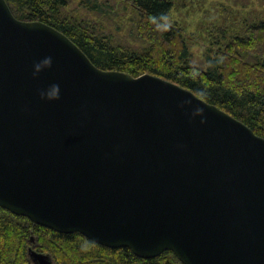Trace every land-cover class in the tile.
<instances>
[{"label":"water","instance_id":"1","mask_svg":"<svg viewBox=\"0 0 264 264\" xmlns=\"http://www.w3.org/2000/svg\"><path fill=\"white\" fill-rule=\"evenodd\" d=\"M0 208L142 259L264 264V138L171 81L98 68L0 0Z\"/></svg>","mask_w":264,"mask_h":264},{"label":"trees","instance_id":"2","mask_svg":"<svg viewBox=\"0 0 264 264\" xmlns=\"http://www.w3.org/2000/svg\"><path fill=\"white\" fill-rule=\"evenodd\" d=\"M119 1L139 17L138 34L148 44L142 52L118 49L74 24L64 15L68 0H7L16 18L43 22L62 32L98 68L171 81L264 138V23L250 28L246 36L225 43L220 50H210L206 53L207 67L200 69L193 65L182 31L168 22L171 0ZM91 7L97 11L101 5L95 1ZM165 23L167 28H157V24ZM35 237L37 245L30 249L49 255L56 264H181L172 252L142 259L129 249H110L81 234L58 233L0 208V264H29L28 245Z\"/></svg>","mask_w":264,"mask_h":264},{"label":"rangeland","instance_id":"3","mask_svg":"<svg viewBox=\"0 0 264 264\" xmlns=\"http://www.w3.org/2000/svg\"><path fill=\"white\" fill-rule=\"evenodd\" d=\"M101 5L91 10L92 2ZM168 22L182 31L193 65L204 69L206 53L218 51L250 28L264 23V0H171ZM64 15L77 26L110 41L126 52H142L148 44L139 37V17L119 0H68ZM225 47V46H224ZM33 244V245H32ZM37 245V238L28 249ZM54 264H56L55 260ZM29 264H33L29 255Z\"/></svg>","mask_w":264,"mask_h":264},{"label":"clouds","instance_id":"4","mask_svg":"<svg viewBox=\"0 0 264 264\" xmlns=\"http://www.w3.org/2000/svg\"><path fill=\"white\" fill-rule=\"evenodd\" d=\"M164 19L166 20L167 17L165 16ZM169 25L167 23L165 24H157V28H167ZM53 64V57L52 56H45L41 58L40 60L36 61L34 63V72L33 75H39L41 71H43L47 67H51ZM40 95L42 98L47 99H53V98H59L60 95V86L59 84H52L47 89H41ZM197 113L202 112V108H197L195 110Z\"/></svg>","mask_w":264,"mask_h":264}]
</instances>
